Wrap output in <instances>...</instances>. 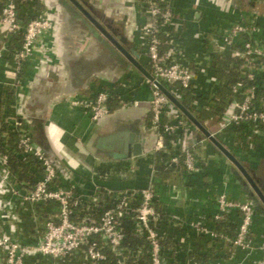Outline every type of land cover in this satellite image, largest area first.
Wrapping results in <instances>:
<instances>
[{"label":"crops","instance_id":"1","mask_svg":"<svg viewBox=\"0 0 264 264\" xmlns=\"http://www.w3.org/2000/svg\"><path fill=\"white\" fill-rule=\"evenodd\" d=\"M30 1H35L40 11H48L52 23L38 40L34 55L21 66L16 84L4 85L11 76L7 60L0 58V120H10L15 114L23 117L35 144L53 160L60 180L66 178L82 198H89L94 188L136 190L152 184L156 192L154 206L162 218L161 230L166 234L169 264H185L195 259L223 264H264V204L251 191L249 194L243 191L242 183L232 174L236 168L233 163L195 123L184 118L186 124L174 140L182 149L195 147L198 170L184 175L173 170L163 179L156 176L151 163L143 159L145 153L153 151L156 140L148 124L151 86L143 73L122 53L119 52L123 59L120 61L103 47L96 31L87 27L89 21L74 15L71 1ZM88 2L107 16L112 14L107 3ZM174 9L170 36L176 46L174 57L199 69L195 87L190 89L195 94L191 104L201 109L207 107L220 83L210 68L211 53L231 55L216 47L231 24L250 23L254 29L249 35L257 46L264 48V0H175ZM135 11V17L126 15L128 11L120 12L115 26L123 40L121 44L135 50L137 61L147 69L136 34L143 17L137 8ZM241 40L240 36L233 44H242ZM229 49L236 50L231 46ZM98 89L112 92L113 97L109 100L110 113L94 121L87 111L71 105L69 100L92 96ZM175 98L181 103V95ZM130 100H137V105H124ZM166 115L167 120L173 117L169 112ZM202 122L213 136L223 124L217 117ZM131 126L145 137L144 150L137 156H111L110 151L121 152L125 137L121 136L115 143L105 139L129 131ZM223 138L225 142H219L264 188V144L247 153L233 152L226 144L232 142V135L225 134ZM221 191L231 198L249 199L254 206L251 239L255 249L249 255L225 241H212L199 235L188 225L191 220H201L211 228L232 234L237 221L234 211L227 216L229 220H224L225 225L212 220L217 212L215 195ZM7 198L10 197L0 192V200ZM10 199L12 206L6 212L7 217L0 213V233L20 240H34L36 224L57 206L50 202L41 208L21 205L14 197ZM165 218L177 223L163 224L167 222ZM2 258L0 252V264ZM83 259V256L76 260L63 259L61 264H88ZM24 264H50V261L34 255L27 257Z\"/></svg>","mask_w":264,"mask_h":264},{"label":"built area","instance_id":"2","mask_svg":"<svg viewBox=\"0 0 264 264\" xmlns=\"http://www.w3.org/2000/svg\"><path fill=\"white\" fill-rule=\"evenodd\" d=\"M30 0H0V58L7 60L8 74L11 76L9 84L19 82L21 66L35 53L36 45L42 35L49 29L52 17L48 11H40ZM175 0H136V6L143 19L137 25V37L141 50L153 78L161 81L177 82L181 87L194 88L199 69L181 62L174 57L176 46L171 39L175 13ZM254 29L242 22L231 24L222 33L217 49L229 51L242 59L241 71L245 74L250 85L244 86L238 81L233 90L241 93L242 97L236 101L228 114L224 124L233 125L241 122H253L264 125V48L255 44L250 37L242 39V50H230V46L243 33ZM224 53V52H223ZM151 86L149 101V129L156 135L153 151H169L171 148L164 143L165 138L179 132L186 124V120L169 112L168 99L157 86L146 79ZM112 92L98 89L92 96L73 98L69 103L79 106L90 114L92 120L97 121L110 113L109 100ZM137 100L126 101L124 105H137ZM173 115L171 119L162 120L166 113ZM16 128V147L23 157L34 158L40 168L36 183L26 188L20 185L11 175L7 166V154L0 151V192L16 198L21 205L28 204L47 207L50 202L56 203V210L49 216L43 217L36 224L34 240H20L6 233H0V252L3 264H24L29 256L41 255L50 264H61L64 260H76L83 256L88 264H103L107 259L104 246L116 255L122 256V232L117 222V215L121 211L130 210L134 213L136 228L145 232L147 240L146 252L149 264H169L168 249L163 242L166 234L161 230V217L154 206L156 200L155 188L152 184L136 190L114 191L118 201L116 206L105 209L98 219L84 216L79 220L73 219L74 206L79 202H97L99 196L94 188L89 198H82L75 193L72 185L60 180L57 168L46 151L37 146L33 140L27 121L19 114L10 119ZM171 146L177 145L170 139ZM183 164L188 173L198 170L196 150L194 146L183 149ZM169 163L178 165V157L171 155ZM62 181V182H59ZM122 195L118 196L117 194ZM126 192V191H125ZM132 197L137 198L134 207L125 208ZM0 200V213L7 217L6 212L12 206V200ZM217 212L212 216L213 222L218 223L225 215L238 212L236 225L232 234L222 229L211 228L201 220H191L188 225L199 235L206 236L212 241H225L233 248L249 255L255 249L251 239V225L254 217L252 202L248 199L231 198L221 191L215 195ZM25 205V206H26ZM163 224L175 225L177 220L166 219ZM168 223V224H167ZM141 250L135 254L138 256ZM118 263L121 261L118 259ZM185 264H223L219 262L192 260Z\"/></svg>","mask_w":264,"mask_h":264},{"label":"trees","instance_id":"3","mask_svg":"<svg viewBox=\"0 0 264 264\" xmlns=\"http://www.w3.org/2000/svg\"><path fill=\"white\" fill-rule=\"evenodd\" d=\"M246 25H250L248 22H244ZM250 37L249 33H243L241 39H247ZM232 49L238 51L242 50V44H232ZM242 59L237 55H229L223 52H212L210 55V68L219 80V86L215 88V93L212 98L209 99L207 107L196 109L191 104V99L195 97L194 92L188 87H181L177 82L161 81V84L169 91L174 97L181 95V104L190 112L201 124L205 118L217 117L222 121V125L215 133V138L221 142H225L223 136L225 134L232 135V142L226 143L231 147L233 152H243L256 149L259 145L264 144V134H259L260 131L264 132V125L260 123L241 122L233 125L224 124L228 114L232 110L234 103L241 99L240 92L233 90L238 81H242L244 86L250 85V82L246 80L245 74L241 71L240 66ZM147 70L150 72L148 64ZM181 118H185L189 121V117L185 113L180 114ZM162 120L167 119V115L161 117ZM149 124V116H148ZM175 134L167 136L165 138V145L171 150H155L145 153L143 159L150 162L154 168V173L160 178H166L168 173L173 170L181 175L188 174L186 167L183 164L184 151L179 146H171L170 139H174ZM207 138V137H206ZM17 132L16 128L11 124L8 119L0 120V151L7 154V160L5 165L10 171L14 179L22 186L26 188L32 187L40 173V168L37 161L32 157H23L17 147ZM171 155L178 157V165H172L169 163ZM123 165V164H119ZM93 191V190H92ZM123 191V190H121ZM126 191V192H125ZM129 190H124V193H128ZM96 192L99 196L97 202H79L74 206L75 213L72 215L73 219L79 220L84 216H88L93 219H98L101 213L109 208L116 206L118 198L114 195V192H108L106 189L97 188ZM117 194L118 196L122 195ZM137 204V198L132 197L129 199L125 208L134 207ZM254 209V206H253ZM255 213V210H254ZM238 215V212H235ZM228 216V215H227ZM226 215L219 221L220 224L225 225L226 219L229 218ZM224 221V222H223ZM117 222L121 229L123 238L122 246L125 247L123 251L124 264H149V257L146 252L147 240L145 232L136 228L134 220V213L130 210L121 211L117 215ZM166 244V241H163ZM167 245V244H166ZM104 251L107 253V259L103 264H119L116 255L108 247L104 246ZM138 250L141 253L136 256Z\"/></svg>","mask_w":264,"mask_h":264},{"label":"water","instance_id":"4","mask_svg":"<svg viewBox=\"0 0 264 264\" xmlns=\"http://www.w3.org/2000/svg\"><path fill=\"white\" fill-rule=\"evenodd\" d=\"M73 7H70L72 12L78 18L87 19L89 22H86L87 27L91 31H97V39L101 42L103 47H105L109 52L117 57L118 60L123 61L120 53H122L128 61L133 63L145 76L146 79L154 83L157 88L163 92L168 99V109L169 112L180 116L181 113H185L189 119L197 125L199 130L203 135L210 140L215 147L233 163L236 167L232 170V174L242 183L243 191L249 194H255V196L264 204V188L258 182L257 178H253V174L250 173L245 167H243L237 158L221 143L217 140L207 129H205L202 124L197 121V119L186 110V108L179 102L177 99L165 89V87L157 80L153 78L150 72L145 69L136 59L137 53L135 50H130L125 48L120 41H123L119 34H116L108 25H105L102 19L96 16L91 10V6L83 0H69ZM80 12V13H79ZM134 55V57H133ZM136 135V136H135ZM121 136H124L125 142H123L121 152L110 151V155L116 158L120 157H129L137 156L142 153L145 145V137L139 133V131L131 126L129 131L118 133L117 135H112L105 139L106 141L114 142L119 140ZM240 173V174H239ZM118 259L122 263V256L118 255Z\"/></svg>","mask_w":264,"mask_h":264},{"label":"flooded vegetation","instance_id":"5","mask_svg":"<svg viewBox=\"0 0 264 264\" xmlns=\"http://www.w3.org/2000/svg\"><path fill=\"white\" fill-rule=\"evenodd\" d=\"M83 1H86L91 6V10L93 11V13L96 16L100 17L102 19L103 23L105 25H108L109 28H111L116 34H119V32L115 26V23L119 22L118 17H119L120 12L125 13L126 11H128V13H126V15H128L130 17H133V16L135 17L137 14L135 11L137 8L136 0H99V2H102V3L105 2L110 6V10L112 11V14L110 13L109 16L106 15L105 11H101V9L99 7L92 6L88 2V0H83ZM115 7L117 8L116 9L117 11L114 9ZM96 33H97V31H96ZM99 43L101 44L100 41H99Z\"/></svg>","mask_w":264,"mask_h":264}]
</instances>
